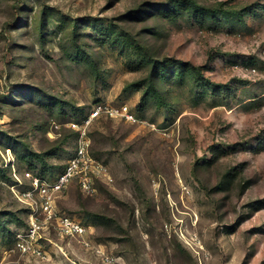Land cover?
Returning a JSON list of instances; mask_svg holds the SVG:
<instances>
[{
	"label": "rangeland",
	"instance_id": "rangeland-1",
	"mask_svg": "<svg viewBox=\"0 0 264 264\" xmlns=\"http://www.w3.org/2000/svg\"><path fill=\"white\" fill-rule=\"evenodd\" d=\"M190 1L0 0V264H264V0ZM100 102L141 123L94 120L109 180L56 201L92 248L54 225L20 254L26 173Z\"/></svg>",
	"mask_w": 264,
	"mask_h": 264
},
{
	"label": "built area",
	"instance_id": "built-area-1",
	"mask_svg": "<svg viewBox=\"0 0 264 264\" xmlns=\"http://www.w3.org/2000/svg\"><path fill=\"white\" fill-rule=\"evenodd\" d=\"M102 117L130 124L141 123L127 104L111 105L102 102L94 104L79 120L69 123V128L76 135V143L74 153L63 170L51 179L33 176L28 172L25 175L29 180V188L18 200L27 203L30 213L25 230L15 235V249L20 254L43 258L45 251L42 241L45 239V231L54 225L61 237L74 239L84 248H92L88 226L59 212L56 201L72 183L76 184L81 193L93 194L96 182L109 180L106 166L91 154L88 135L91 123Z\"/></svg>",
	"mask_w": 264,
	"mask_h": 264
},
{
	"label": "trees",
	"instance_id": "trees-1",
	"mask_svg": "<svg viewBox=\"0 0 264 264\" xmlns=\"http://www.w3.org/2000/svg\"><path fill=\"white\" fill-rule=\"evenodd\" d=\"M188 2H190L191 3V5H193V2L192 1H190V0H187ZM74 121H77V120H74Z\"/></svg>",
	"mask_w": 264,
	"mask_h": 264
}]
</instances>
